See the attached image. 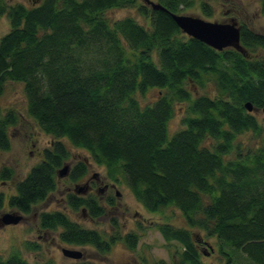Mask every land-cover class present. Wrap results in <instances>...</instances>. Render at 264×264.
<instances>
[{
    "label": "trees",
    "instance_id": "1",
    "mask_svg": "<svg viewBox=\"0 0 264 264\" xmlns=\"http://www.w3.org/2000/svg\"><path fill=\"white\" fill-rule=\"evenodd\" d=\"M134 2L41 0L26 6L0 0V15L10 21L0 37V95L7 81L22 82L27 112L54 138L44 158L17 182L9 205L28 213L54 191L56 171L69 157L68 140L86 148L113 179L122 173L147 209L176 206L189 226L216 236L221 251L230 246L254 264H264V130L245 107L247 101L264 107V57L250 55L264 48V34L239 26L245 51L218 50L186 37L162 9L139 7L148 15L147 25L132 16L111 20L104 13ZM159 2L173 12L189 5V0ZM260 5L264 12V0ZM187 81L200 87L213 82L216 90L193 97ZM150 87L163 93L142 105L136 93ZM177 99L187 103L184 126L169 134L167 123ZM2 113L0 152L11 147L9 127L19 121L14 108ZM245 131L261 135L260 144L245 150L236 143ZM87 170L86 161H77L70 178L76 182ZM12 172L2 169L0 179L11 178ZM68 202L75 209L85 207L93 217L105 211L94 196L72 192ZM3 203L0 192V208ZM40 222L45 229L61 227L67 242L92 243L104 252L122 236L105 239L61 211L42 213ZM159 229L165 239L181 243L184 261L201 264L188 228L164 223ZM123 238L136 247V233ZM0 264L32 263L16 251L0 256Z\"/></svg>",
    "mask_w": 264,
    "mask_h": 264
},
{
    "label": "rangeland",
    "instance_id": "2",
    "mask_svg": "<svg viewBox=\"0 0 264 264\" xmlns=\"http://www.w3.org/2000/svg\"><path fill=\"white\" fill-rule=\"evenodd\" d=\"M8 4L24 3L31 6L41 0H4ZM132 4L120 7H112L104 13L111 19H120L126 16L135 17L139 22L147 25L148 15L140 12L139 7L146 4L144 0H134ZM159 1V0H153ZM261 0H189V5H181L180 13L202 17L203 19L219 22H237L239 26H247L251 30L264 34V12L261 7ZM10 29V21L4 13L0 15V37ZM184 33V32H183ZM186 37L189 36L187 33ZM192 37V36H191ZM235 48L228 46L225 48ZM225 48L221 49L224 50ZM250 55L264 57V48H259ZM193 97L210 93L216 90L213 82H208L204 87L197 86L193 82L186 83ZM163 91L160 87H150L144 93L137 92L136 96L142 105L154 103L160 98ZM187 103L181 100H173V114L169 118L167 127L169 134L181 129L183 118L186 113ZM14 108L19 114V121L9 127L11 147L0 152V171L4 168L12 169V177L0 179V192L4 194L3 207L0 208V216L4 213L22 214V218L17 223L0 225V256L7 258L13 252H19L28 262L32 264H158L164 261L167 264H190L182 259L181 251L183 247L179 241L167 240L160 232L159 225L164 223L172 224L175 227L188 228L199 251L201 264H228V254L233 257L232 264H254L244 252L234 251L230 246L223 245L221 251L220 240L214 235H208L203 229L189 226L183 212L176 206L168 205L158 210L147 209L140 202L129 185L125 181L122 173L117 179L109 176L104 164L98 163L86 148L71 144L67 140L70 152L66 162L57 169V185L54 191L35 204L28 213L21 212L16 207L9 205V196L16 193V184L28 174L35 163L43 158L44 149L53 143V136L41 128L36 120L27 112V96L24 91V84L20 81H7L5 89L0 95V113L7 109ZM262 108H253L254 114L264 130V111ZM3 114V113H2ZM261 135L253 131H245L239 134L235 142L239 143L246 150L260 144ZM213 139L207 141L213 143ZM234 157V152L229 155ZM86 161L88 170L77 182L70 178V171L64 175H59L60 169L69 164L72 167L77 161ZM98 173L101 181L97 182V187H104L108 184L110 192L100 197L96 193L94 197L105 211L98 217L91 216L82 207L73 208L66 195L68 192L76 190L77 185H83L89 175ZM85 194V191H80ZM108 197V198H107ZM110 198V199H109ZM63 212L70 220L77 222L80 226L97 230L105 239L117 233L121 234L108 251H102L92 243L76 244L65 241L61 238V227L50 230L41 227L40 215L44 212ZM116 218L114 224L113 219ZM126 233H136L138 235L137 245L134 249L125 244L123 238ZM200 238H204L208 243L199 245ZM77 249L82 252L79 258L67 256L63 248Z\"/></svg>",
    "mask_w": 264,
    "mask_h": 264
},
{
    "label": "water",
    "instance_id": "3",
    "mask_svg": "<svg viewBox=\"0 0 264 264\" xmlns=\"http://www.w3.org/2000/svg\"><path fill=\"white\" fill-rule=\"evenodd\" d=\"M151 5L154 9H162L167 11L175 20L177 25L181 28L184 33H187L189 36L195 37L198 40L205 42L206 44L221 50L228 46H233L235 49H238L242 52L245 51L241 43V28L238 27L237 22H219V21H210L203 19L199 16L183 14L178 12H173L168 10L160 2L153 0H144ZM245 107L252 111L254 105L251 101L245 102ZM264 111V107L263 110ZM69 171V164L65 165L60 169L59 175H64ZM22 214L7 212L0 216V225L17 223L22 218ZM65 255L79 258L82 256V252L77 249L72 248H63ZM127 264H139V263H127Z\"/></svg>",
    "mask_w": 264,
    "mask_h": 264
},
{
    "label": "flooded vegetation",
    "instance_id": "4",
    "mask_svg": "<svg viewBox=\"0 0 264 264\" xmlns=\"http://www.w3.org/2000/svg\"><path fill=\"white\" fill-rule=\"evenodd\" d=\"M70 170H71V167L69 166V171ZM99 180L101 181L100 175H98V173H93V174L89 175V178L86 180V182H84L83 185H77L76 186V190L73 191V193L74 194H77V195H82L84 197L94 196L97 193V194L100 195V197H104L105 194H107L108 192H110V187H109L108 184H105L104 187H97V182H99ZM83 190L85 191V194L80 193V191H83ZM70 193H72V192H70ZM68 195H69V192L66 195L67 196L66 197V201L68 200ZM82 208H83V210H86L85 207H82ZM198 240L200 242L199 245H201V246H202L203 243H208L204 238H200Z\"/></svg>",
    "mask_w": 264,
    "mask_h": 264
}]
</instances>
